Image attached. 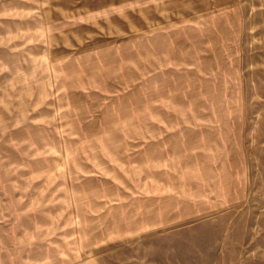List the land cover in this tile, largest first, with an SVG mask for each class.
<instances>
[{"label": "rangeland", "instance_id": "rangeland-1", "mask_svg": "<svg viewBox=\"0 0 264 264\" xmlns=\"http://www.w3.org/2000/svg\"><path fill=\"white\" fill-rule=\"evenodd\" d=\"M50 248L264 264V0H0V264Z\"/></svg>", "mask_w": 264, "mask_h": 264}, {"label": "crops", "instance_id": "crops-1", "mask_svg": "<svg viewBox=\"0 0 264 264\" xmlns=\"http://www.w3.org/2000/svg\"><path fill=\"white\" fill-rule=\"evenodd\" d=\"M122 231L120 232V233H118V234H116V237H126V236H133L134 234H137V233H131V234H128V233H126V232H124V229H121ZM144 232V231H143ZM106 237H109V236H107L106 235ZM105 238V237H104ZM102 239H103V237H102ZM99 244L100 245H102L103 244V240H101L100 242H99ZM53 252H54V254L57 252V251H55L54 249H52V248H50L48 251H46L45 253H44V257H43V259L42 260H49V262H50V264H60L59 262H58V260H56V258H55V256H54V254H53ZM65 252V251H64ZM41 260V261H42ZM40 261V260H39ZM52 261H53V263H52ZM81 261V259L79 258V256H75V257H73V258H70L69 260H67L66 261V264H77V263H79ZM58 262V263H57ZM63 264H65V263H63Z\"/></svg>", "mask_w": 264, "mask_h": 264}]
</instances>
